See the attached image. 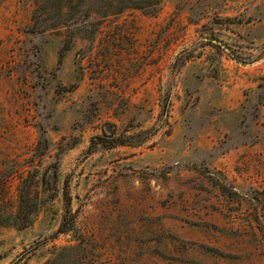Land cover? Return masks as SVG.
Here are the masks:
<instances>
[{"label": "rangeland", "instance_id": "1", "mask_svg": "<svg viewBox=\"0 0 264 264\" xmlns=\"http://www.w3.org/2000/svg\"><path fill=\"white\" fill-rule=\"evenodd\" d=\"M188 1L108 17L58 68L64 31L28 36L32 1L0 0V209L16 213L19 177L38 162L36 124L56 145L98 108L60 159L57 197L29 228L0 227V264H44L78 245L73 233L52 238L65 181L93 264H264V0ZM106 122L141 145L88 153Z\"/></svg>", "mask_w": 264, "mask_h": 264}, {"label": "trees", "instance_id": "2", "mask_svg": "<svg viewBox=\"0 0 264 264\" xmlns=\"http://www.w3.org/2000/svg\"><path fill=\"white\" fill-rule=\"evenodd\" d=\"M33 12L31 25L27 28L28 36H41L52 30L62 29L63 39L57 52V67L60 68L67 54L72 50L74 41L78 36H83L91 48L96 40V35L100 29L101 22L108 17L116 16L126 10H137L145 15H154L159 10L160 0H31ZM188 11L194 4L192 0L185 3ZM250 18L243 20V17L226 18L215 15L213 21L218 24H243ZM79 51L78 60H81ZM264 80V79H263ZM259 89L264 87L258 86ZM64 92H72L75 86L62 87ZM171 93L167 92L161 98L160 117H166L171 103ZM264 98L259 100L262 104ZM95 112L91 116H84L80 121L75 122L73 134L63 137L56 145H53L48 137L47 130L42 123L36 124L38 133L35 154L32 159H38L36 165L31 162L24 176L19 177L17 186V211L15 214H7L0 209V227L13 228L16 231H23L29 228L39 213L45 206L57 197L56 182L60 159L71 149L80 143L83 130L94 124L97 104L94 102ZM257 110V107H256ZM101 134L90 138L87 152L91 153L100 146L104 149H113L118 146L139 147L140 143L133 142L134 136L118 134L113 123L106 122L101 126ZM52 151H55L53 160L42 171L40 175L41 196L37 192L33 193L36 177L41 167V161ZM52 183V184H51ZM64 215L59 228L52 238L60 234L73 233L77 241L76 246L64 247L57 251L53 258L44 264H93L87 256V247L83 240L79 238L74 228V215L71 212V197L69 193L68 181H65L63 188ZM43 242L37 243L32 251L37 249ZM82 248V254L78 253V248Z\"/></svg>", "mask_w": 264, "mask_h": 264}, {"label": "water", "instance_id": "3", "mask_svg": "<svg viewBox=\"0 0 264 264\" xmlns=\"http://www.w3.org/2000/svg\"><path fill=\"white\" fill-rule=\"evenodd\" d=\"M204 41H205V42H210V43H212V44H214V45H216V46H221V44H220L218 41H216V40H212V39H204Z\"/></svg>", "mask_w": 264, "mask_h": 264}]
</instances>
